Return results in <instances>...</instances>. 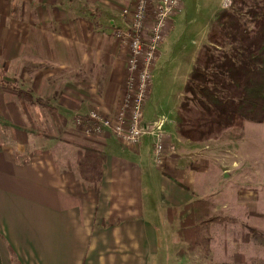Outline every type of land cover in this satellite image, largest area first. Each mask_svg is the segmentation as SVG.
<instances>
[{
    "label": "crops",
    "instance_id": "crops-1",
    "mask_svg": "<svg viewBox=\"0 0 264 264\" xmlns=\"http://www.w3.org/2000/svg\"><path fill=\"white\" fill-rule=\"evenodd\" d=\"M133 4L134 0H0V115L13 124L0 126L2 264H161L162 250H172L175 242L169 238L175 215L196 199L207 200L211 213L229 214L263 230L257 172H244L247 183L241 182L236 192L227 182L242 162L256 165V159L248 162L249 150L264 123L245 121L236 139L194 143L178 137L173 128L182 88L168 114L162 98L147 111L153 74L158 60L167 55L164 42L180 9L159 45L142 108L144 123L162 122L161 163L153 160L149 135L131 145L108 133L84 134L75 127V116L90 110L111 115L118 108L127 49L113 32L127 27L129 17L122 9ZM195 55H190L181 77L182 87ZM19 89L40 102L18 97ZM68 140L104 152L97 187L78 176L76 148ZM260 147L264 152V145ZM214 182L222 189L219 198L214 197ZM222 254L225 257L224 250ZM174 257L180 264L189 258Z\"/></svg>",
    "mask_w": 264,
    "mask_h": 264
},
{
    "label": "trees",
    "instance_id": "trees-1",
    "mask_svg": "<svg viewBox=\"0 0 264 264\" xmlns=\"http://www.w3.org/2000/svg\"><path fill=\"white\" fill-rule=\"evenodd\" d=\"M17 96L31 103L40 102L27 90H17ZM245 121L264 123V0H227L214 12L186 75L174 111L173 128L178 137L199 142L223 131H228L230 137H239ZM0 126L13 124L0 115ZM68 141L76 148L78 176L97 187L104 152L90 144ZM179 211L176 237L181 239L186 231L194 235L189 246L182 249L184 252L195 246L206 248L212 223L236 221L221 213H211L210 204L202 199L189 202ZM240 224L244 229L240 234L243 242L264 244L261 230ZM228 264L264 261H247L243 253L234 252Z\"/></svg>",
    "mask_w": 264,
    "mask_h": 264
},
{
    "label": "rangeland",
    "instance_id": "rangeland-1",
    "mask_svg": "<svg viewBox=\"0 0 264 264\" xmlns=\"http://www.w3.org/2000/svg\"><path fill=\"white\" fill-rule=\"evenodd\" d=\"M226 2L227 0H182L183 5L175 18H173L175 20V22L173 23V29L168 33L167 40L164 42V45H167V47H169L167 49V55L166 57L162 55L158 60V68L155 69L153 74V91L151 90V97L146 101L145 104L148 113L153 111L154 106L156 107L155 104L157 103V98H162L165 102L164 105H166L167 103L169 104L166 105L167 114L172 109V107H174V103L177 102V92L182 88L181 77L184 75V72L189 66L190 55L193 57L196 54L201 43L204 41L205 33L207 31L206 29L209 26L213 13L217 9L221 8L222 5ZM160 66H163L164 68L158 71ZM176 69L177 73H175V75L173 76V72ZM249 126L247 127V136L253 135L251 133V129H248ZM81 133L91 134L86 133L84 129L81 130ZM241 135L239 137H241ZM239 137H230L228 131H223L221 134L215 135L214 137H211L204 141L215 140L216 142L217 139H220L219 141L225 142L228 139H236ZM263 145L264 125H259V128H257L255 134L252 137V146L249 150V152L252 154V157L248 161L251 163L256 159V165L254 166L253 162L251 163V166H248L245 164V162H242L241 165L236 170H232L231 174L229 175V179H232V181L227 182L230 188H232L233 193L236 192L244 182V180H242V174L244 172H248L249 175L255 174V172H257L255 182L258 189L257 194H259L257 204L261 209L264 208V152L260 150V146ZM245 153L246 152H244V154ZM252 177L253 176H251V178ZM244 183H247V180ZM213 185V190L216 191L214 197L216 198L218 196L219 198L222 191V189L220 190V183L214 182ZM261 209L260 212L264 213V209H262L263 211H261ZM179 212L180 211H178V213ZM178 215H175V222L179 217ZM223 215L232 217L236 219V221L212 223L209 227V231L207 232V234L209 235V239H207L208 243L205 248L206 250L203 249L202 246H195V248L193 247V250L189 252L182 251V249H185L187 246H189L190 242H192L190 240L191 238H194V235L191 231H186L185 233H183L181 239H179L178 236L176 237L175 224H173L174 230H172L173 233L170 231L172 235H170L169 238H171L172 236V238H175V242L171 245L172 250L170 249L169 251V246L166 247L165 252L162 250L161 264H180V260L174 257L175 254L179 255V252L181 256H189L188 259L186 258L187 262L182 264H208L209 262H211V264H228L231 261L234 252L243 253L247 261H264V244L254 242L252 240H250L249 242H243L241 240L240 234L244 229L242 228L243 226L240 223L246 224L248 226L252 225H249V222L244 219L234 217L229 214ZM262 219L263 220H261L259 224L263 227V230H259L264 233V215L262 216ZM211 243L212 245L214 244L213 247H211ZM161 245L163 247L164 243L161 242ZM223 250L225 251V257H223L224 255L222 254ZM217 256L218 259L220 258V260H217ZM206 261L209 262L207 263Z\"/></svg>",
    "mask_w": 264,
    "mask_h": 264
},
{
    "label": "built area",
    "instance_id": "built-area-1",
    "mask_svg": "<svg viewBox=\"0 0 264 264\" xmlns=\"http://www.w3.org/2000/svg\"><path fill=\"white\" fill-rule=\"evenodd\" d=\"M182 0H134L132 8H123L128 15L126 28L114 30V37L127 49L126 79L123 98L114 114L104 115L90 110L74 117V124L86 133L111 134L122 144L135 145L143 134L152 137L153 160L161 163L163 152L161 121L148 125L142 121V108L155 65L159 45L165 37L173 15L182 7Z\"/></svg>",
    "mask_w": 264,
    "mask_h": 264
}]
</instances>
